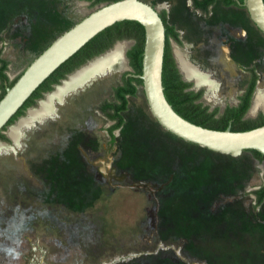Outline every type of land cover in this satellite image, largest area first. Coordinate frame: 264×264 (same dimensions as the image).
<instances>
[{
  "label": "rangeland",
  "instance_id": "rangeland-1",
  "mask_svg": "<svg viewBox=\"0 0 264 264\" xmlns=\"http://www.w3.org/2000/svg\"><path fill=\"white\" fill-rule=\"evenodd\" d=\"M143 1L178 32L179 41L169 40L177 64L176 51L207 75L209 82L199 84L179 68L190 90H203L204 106L220 112L237 106L255 69L259 79L246 118L264 112V104L254 108L264 92V38L246 8L217 0L205 15L192 0ZM105 4L0 0V51L10 80ZM132 44L118 41L70 74L13 123L8 141L0 140V264H264V203L256 206L252 194L264 184V161L255 155H245L247 163L219 160L184 146L148 102L143 106L142 85L129 96L110 144L112 122L98 107L114 100V89L132 72L126 56ZM118 46L120 54L104 70L61 100L50 98L53 114L22 123Z\"/></svg>",
  "mask_w": 264,
  "mask_h": 264
},
{
  "label": "water",
  "instance_id": "water-1",
  "mask_svg": "<svg viewBox=\"0 0 264 264\" xmlns=\"http://www.w3.org/2000/svg\"><path fill=\"white\" fill-rule=\"evenodd\" d=\"M242 5L264 38V0H244ZM124 20L137 21L145 28L143 71L135 77L143 82V106L148 102L152 114L168 132L184 146L211 151L219 160L247 163L243 157L254 155L248 150L264 154V125L246 131H233L231 127L214 130L192 123L175 111L163 85L166 25L157 8L143 0H118L102 5L54 40L0 100V133L5 134L13 125L8 126L55 70L98 33Z\"/></svg>",
  "mask_w": 264,
  "mask_h": 264
},
{
  "label": "trees",
  "instance_id": "trees-1",
  "mask_svg": "<svg viewBox=\"0 0 264 264\" xmlns=\"http://www.w3.org/2000/svg\"><path fill=\"white\" fill-rule=\"evenodd\" d=\"M89 1L92 2V6H96L118 0ZM216 1L217 0H194V3L196 7L202 9L204 13H209L210 5L214 4ZM243 1L244 0H223L226 6L237 5L238 7L245 8L242 5ZM160 15L165 22L167 36L163 65V85L165 95L175 111L192 123L214 130L223 131L231 127L233 131H246L264 125V112H260L256 119L246 118L259 79L255 69L250 70L252 73L251 81L246 91L240 97V102L237 106L227 107L223 112H220L219 109L210 111L207 106H204L198 101L203 96V90H190L193 84L184 79L173 56L169 42L172 37L179 41L178 32L175 30L174 26L168 24L165 14ZM122 40L133 41L132 46L126 52L132 72H127L123 76L122 84L114 89L116 99L106 100L98 107L108 119L114 121V124L108 128L110 144L114 145L116 142L115 131L120 129L124 124L123 112L128 109L129 96H135L138 86H143L142 80L135 77V75H141L143 71L145 28L139 22L133 20L117 22L107 27L87 42L39 86L26 101L24 106L12 118L8 126L22 116L27 108L36 105L39 99L43 98L47 92L52 91L57 84H60L70 74L80 69L94 58L103 55L113 48L118 41ZM8 66L9 62L2 58L0 51V100L5 95L7 88L13 86L22 75H19L14 80H10L7 74ZM8 126L4 128V131ZM0 140L8 141L7 136H5L3 132L0 133ZM248 151H251L259 161H264V154L257 150ZM252 194L255 195L256 206L262 205L264 203V184L258 189L253 190Z\"/></svg>",
  "mask_w": 264,
  "mask_h": 264
},
{
  "label": "bare ground",
  "instance_id": "bare-ground-1",
  "mask_svg": "<svg viewBox=\"0 0 264 264\" xmlns=\"http://www.w3.org/2000/svg\"><path fill=\"white\" fill-rule=\"evenodd\" d=\"M119 45H120V44H119ZM121 50H122L121 46H118L117 49H116L115 51H113L112 53H110V54L107 55L106 57H104V58H100V59H97V60L91 62L87 67L81 69L79 72H77L76 74H74V75L69 79V81H66V83H65L63 86H61V87L58 88L57 92H55V93H57L56 96H57L58 98H63V97H64V94H65L66 92H68L69 90L73 89L74 87H76V86L82 84L85 80H87V79L90 78L91 76L95 75L96 73H98V72L104 70V69L107 67V65H108L109 63H111L112 61L115 60V58L120 54ZM176 55H177V57H178V60H179V61H178V62H179V66H180V68H181L183 74L185 73V74L188 76V77L185 76L186 78H188V79H190V78H195V79H197V81H198L199 84H200V83H206V81L208 80V79H207V75H206V76H205V75L203 76L202 74H200V73L198 72V70H196L195 68H193L192 66H190V65L186 62V60H185L184 58H180V57L178 56L177 51H176ZM207 82H209V81H207ZM55 93L50 94L46 100H43V101L40 103L41 108H39V109L36 110V111H33V112L31 113V115L28 117V119H26L25 121L23 120L22 123H23V124H24V123H25V124H27V123L29 124V123H31L33 120H35L36 116H38V115H40V114L43 115V116L48 115V113L50 112V110H51V112H52V109H51V108H53V102L51 101L50 98H51ZM263 93H264V92H263ZM263 93L260 94V92H258V94H260L261 97L259 98V100H257V101L255 102V106H254V108L260 107L261 105L264 104V94H263ZM53 99H54V98H53ZM29 112H30V110H29ZM52 114H53V112H52ZM25 118H27V117H25ZM21 125H22V124H21ZM25 127H27V126H25ZM16 129H18V128H16ZM12 133H13V135H14L16 138L19 137V132L17 133V132H15V130H13ZM21 133H22V132H21ZM21 133H20V134H21ZM22 135H23V133H22ZM16 141H17V140H16Z\"/></svg>",
  "mask_w": 264,
  "mask_h": 264
},
{
  "label": "flooded vegetation",
  "instance_id": "flooded-vegetation-1",
  "mask_svg": "<svg viewBox=\"0 0 264 264\" xmlns=\"http://www.w3.org/2000/svg\"><path fill=\"white\" fill-rule=\"evenodd\" d=\"M217 2V1H216ZM216 2L214 3V4H212V5H210V7H209V12H210V9L216 4ZM192 4H193V7L196 9V10H198V11H200V12H202L203 14H205V15H208L209 13H204L203 12V10L202 9H200L199 7H196V5H195V3H194V0H192ZM167 17V16H166ZM167 21H168V19H167ZM168 24H169V22H168ZM170 26H172L171 24H169ZM173 38V37H172ZM174 39V38H173ZM175 40V39H174ZM175 41H177V40H175ZM133 42V41H132ZM127 52V51H126ZM173 56H174V54H173ZM174 58H175V56H174ZM179 61V60H178ZM128 62H129V60H128ZM177 62V61H176ZM179 67V66H178ZM180 68V67H179ZM182 73V72H181ZM185 74V73H184ZM185 76H187L186 74H185ZM188 77V76H187ZM70 79V78H69ZM190 79H193V78H190ZM69 81V80H68ZM66 82H64V84H65ZM63 84V85H64ZM63 85H61V86H63ZM61 86H59V87H61ZM249 86V85H248ZM58 87V88H59ZM58 88L53 92V93H55V92H57V90H58ZM248 88V87H247ZM246 91V90H245ZM256 91V90H255ZM259 92H260V90H259ZM67 93V92H66ZM65 93V94H66ZM56 94L57 93H55L54 95H53V98H54V101H56V100H61L62 98H58L57 96H56ZM64 94V95H65ZM254 94H255V92H254ZM258 94V93H257ZM114 99H116L115 98V95H114ZM198 101H200V100H198ZM251 108V107H250ZM100 111V110H99ZM249 111H250V109H249ZM248 111V112H249ZM101 112V111H100ZM248 112H247V114H248ZM102 113V112H101ZM103 114V113H102ZM247 114H246V117H247ZM104 115V114H103ZM105 116V115H104ZM106 117V116H105ZM107 118V117H106ZM108 119V118H107ZM108 120H110V119H108ZM111 121V120H110ZM112 122V124L110 125V126H112L113 124H114V121H111ZM109 126V127H110ZM119 130V129H118ZM117 131V130H116Z\"/></svg>",
  "mask_w": 264,
  "mask_h": 264
}]
</instances>
